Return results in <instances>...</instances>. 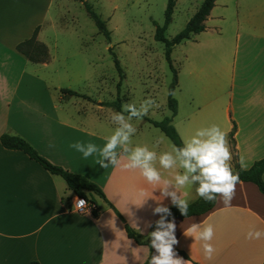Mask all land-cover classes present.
<instances>
[{
	"label": "crops",
	"instance_id": "0c3cea01",
	"mask_svg": "<svg viewBox=\"0 0 264 264\" xmlns=\"http://www.w3.org/2000/svg\"><path fill=\"white\" fill-rule=\"evenodd\" d=\"M63 2L0 0V138L5 133L24 138L52 164L98 184L108 201L87 193L100 207L98 215L73 212L76 192L61 176L0 142V264H144L151 253L148 234L155 230L160 216L153 214L156 201L149 199L145 205L134 201L140 189H145L149 198L158 197V189L138 172L103 169L96 163L98 156L84 159L71 148L75 142L102 147L104 138L114 130L106 128L101 118L96 122L94 116L88 121L66 111L79 96L63 93L66 88L59 84V72L50 73L55 61L51 51L48 63H33L17 50L39 27L38 39L45 43V30L55 27V11ZM205 24L206 30L191 39L197 37L194 48L199 62H208L199 69L193 66L192 75L200 79L199 73L205 71L202 76L208 77V83L205 78L200 96L195 94L185 108L183 139L198 129L218 125L227 133L231 166L235 154L238 160L243 155L249 170L264 158V0H216ZM180 114L178 104L174 117L180 118ZM234 125L237 130L232 144L228 135ZM138 131L132 147L148 146L158 155L166 152L164 138L148 140ZM156 167L163 178L172 179L158 163ZM184 191L189 204L199 198L195 186ZM110 203L142 234V244L128 237L126 224ZM163 204L173 206L170 198ZM204 220L215 230L211 243L216 252L211 260L205 259L200 244L191 248L194 241L183 235L185 228ZM175 223L179 241L175 250L186 253L191 264H264V238L246 239L250 230L264 231V194L254 183H238L230 206L217 198L208 214Z\"/></svg>",
	"mask_w": 264,
	"mask_h": 264
},
{
	"label": "rangeland",
	"instance_id": "374dc122",
	"mask_svg": "<svg viewBox=\"0 0 264 264\" xmlns=\"http://www.w3.org/2000/svg\"><path fill=\"white\" fill-rule=\"evenodd\" d=\"M85 1L106 22L111 38L100 31L85 4L77 0H64L57 6L56 25L47 28L43 36L55 56L50 73L59 72L60 78H57L63 88L89 97L74 98L66 111L83 120L91 121L95 116L98 122L101 118L106 128L114 130L116 126L111 121V115L118 111L114 107L102 106V103L121 99L122 106L134 103L139 107L151 98L159 107L150 109L142 119L132 121L137 131L142 123H149L147 118L160 122L172 117L173 125L184 141L185 130L181 121L185 108L195 94L200 96L202 86L206 85L205 78L208 83V77L202 76L205 71L199 73L200 79L195 80L192 75L193 66L199 69L201 64L208 62L207 59L199 62L198 51L195 52L197 49L194 48L197 37L175 45L172 65L166 56L165 45L155 40L157 27L165 23L168 0ZM204 1L177 0L172 23L166 31L169 40L186 28ZM116 59L120 62L121 71ZM175 73L178 84L172 96L181 107L180 118L172 116L168 105ZM97 105L103 109L98 110ZM138 132L148 140L164 138L166 151L175 147L163 131L153 125H147Z\"/></svg>",
	"mask_w": 264,
	"mask_h": 264
},
{
	"label": "clouds",
	"instance_id": "9594fccd",
	"mask_svg": "<svg viewBox=\"0 0 264 264\" xmlns=\"http://www.w3.org/2000/svg\"><path fill=\"white\" fill-rule=\"evenodd\" d=\"M153 107L159 105L151 98L139 107L134 103L124 104L122 112L111 115V121L116 127L111 135L104 138L105 143L102 147L90 142L86 144L75 142L70 147L81 153L84 159L93 155L98 156L96 163L103 169L112 167L124 172H138L148 185L158 189L160 195L156 198H149L148 192L140 189L134 201L145 205L152 199L157 203L153 214L159 215L160 219L155 222V230L148 234L150 247L155 250L150 264H191L190 260L179 257L175 250L179 243L176 237V223L174 219L168 220L171 211L164 206L163 201L170 198L171 204L187 217L189 203L185 197L188 193L184 190L195 186L196 194L205 202H213L220 198L228 207L235 196L237 184L241 183L240 176L233 172L231 166L232 152L227 133L215 124L196 130L190 138L183 141L182 147H173L171 151L159 155L148 146L132 147V138L137 132L132 121L147 116ZM158 144L159 141L157 146ZM157 163L160 169L172 175V179L162 177L156 167ZM239 164L241 170H246L247 163L243 155L239 157ZM86 206L87 201L77 197L73 202L72 211L84 212ZM133 223L140 231L137 223ZM183 235L194 241L191 248L197 244L201 245L205 259L213 258L216 249L211 241L215 230L207 220L192 223L183 230ZM262 238L264 231L259 230H250L246 236L249 241Z\"/></svg>",
	"mask_w": 264,
	"mask_h": 264
},
{
	"label": "trees",
	"instance_id": "16d2710c",
	"mask_svg": "<svg viewBox=\"0 0 264 264\" xmlns=\"http://www.w3.org/2000/svg\"><path fill=\"white\" fill-rule=\"evenodd\" d=\"M77 1H81L85 4V8L87 12L95 20L100 31L102 33H105L109 38H111V32L108 30L106 22L102 20L101 17L93 11L92 5L87 3L85 0H77ZM215 5H216V0H205L202 6L197 10V12L191 18L186 28L181 33L177 34L173 39L169 40L166 37V31L168 30L170 24L172 23L173 14L175 8L177 7V0H168V6L166 7L165 10V23L163 26L157 27L155 40L165 45L166 56L172 65H173L172 51L175 45L179 43L181 44L183 41L191 39L192 35L194 34H200L204 32L207 28L205 21L207 20V17L209 16L211 10L214 9ZM39 31H40V27L35 30L31 38L21 42L17 46V50L20 53H22L29 61L33 63H48L51 60L50 50L45 43L39 41L38 39ZM116 64L119 70L121 71L122 68L120 62L117 59H116ZM177 84H178V80H177V75L175 73V80L171 87L170 102L168 103L169 108L172 111V116H175L178 110V103H177L178 101L172 96V93L176 88ZM62 92L72 96L89 98L87 96H84L83 94H80L76 91L69 89L68 90L63 89ZM121 101L122 100L120 99L117 102L102 103V106L114 107L118 112H122ZM146 120L151 125L161 129L164 132V134L172 141L175 147L183 146V141L179 136L177 128L173 125L172 117H167L160 122L148 118ZM236 130L237 127L236 125H234L233 130L231 131L230 135H228V138L232 144L235 143L234 135L236 134ZM0 142L4 148L9 150H17L19 152L22 151L25 154H27L32 160L39 163L47 171L51 172L54 175L61 176L68 183L70 189L74 190L76 193H78L82 197H85L88 200L89 204L93 207L92 210L93 215L95 216L98 215L100 211V207L97 205L94 199L87 197V193L96 194L101 198H103L104 200L108 201L105 196L106 194L98 184L88 180L86 177L82 176L81 174H75L69 172L60 166L52 164L45 157L40 155L39 152L24 138L17 135H11L5 133L1 136ZM232 169L234 173L239 174L241 182H251L256 184L260 189V191L264 194V178H263L264 158L260 161H257L254 164V166L251 167L249 170H241L238 160V155L235 154L234 164L232 166ZM216 203L217 200L213 202H205L202 198L199 197L196 201L189 204L187 217L183 216L177 207L175 206L168 207L171 211V216L168 217V220L169 221L173 219L184 220L186 218H190L193 216H200L206 213L208 214L215 208ZM110 205L114 213L126 224L125 230L128 237L142 244L141 241L142 234L131 228L130 224L127 223L123 215L113 206V204L110 203ZM150 243L151 242L149 241L147 245L150 248L151 253L149 258L144 262V264H150L151 256L153 255V249H151ZM178 253H180L185 259L192 260L186 253L181 251H178ZM193 263L198 264L197 262L194 261ZM31 264H39V263L32 262Z\"/></svg>",
	"mask_w": 264,
	"mask_h": 264
},
{
	"label": "built area",
	"instance_id": "2783aa9c",
	"mask_svg": "<svg viewBox=\"0 0 264 264\" xmlns=\"http://www.w3.org/2000/svg\"><path fill=\"white\" fill-rule=\"evenodd\" d=\"M77 197H79L80 199H83V200H86V201H87L86 211H84V212L77 211V212H79V213H81V214H87V213H89L90 211L93 210V207L89 204L88 200H87L85 197H82L81 195H79L78 193H76L75 196H74V200H75Z\"/></svg>",
	"mask_w": 264,
	"mask_h": 264
}]
</instances>
